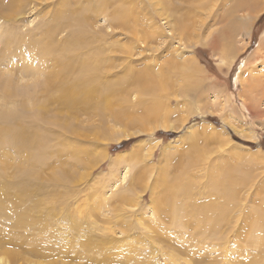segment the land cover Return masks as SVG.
Instances as JSON below:
<instances>
[{
  "label": "rangeland",
  "instance_id": "rangeland-1",
  "mask_svg": "<svg viewBox=\"0 0 264 264\" xmlns=\"http://www.w3.org/2000/svg\"><path fill=\"white\" fill-rule=\"evenodd\" d=\"M255 1L0 0L3 263L264 264Z\"/></svg>",
  "mask_w": 264,
  "mask_h": 264
},
{
  "label": "bare ground",
  "instance_id": "bare-ground-1",
  "mask_svg": "<svg viewBox=\"0 0 264 264\" xmlns=\"http://www.w3.org/2000/svg\"><path fill=\"white\" fill-rule=\"evenodd\" d=\"M261 2V1H260ZM260 2H259V0L258 1H255V2H253V5H259L260 4ZM252 3V2H251ZM245 4L247 5V6H249L248 4H249V1H247V2H245ZM240 6H243L242 4H240ZM252 6V5H251ZM254 7V6H253ZM249 8V7H248ZM252 8V7H251ZM250 8V9H251ZM256 8H257V6H256ZM258 9V8H257ZM227 16V15H226ZM228 16H229V14H228ZM237 26L238 25H236V28H237ZM234 27V26H233ZM229 27H227V29L226 30H224L223 32H221L219 35H217L215 38H214V41H213V44H214V46L216 47V48H221L222 47V49L224 48V46H225V44H228V45H231L232 44V42H230L232 39L231 38H228V37H231L232 36V33H233V31H235V28H233V31H232V27H230L229 29H228ZM236 32V31H235ZM234 35V34H233ZM229 39V41L228 42H226L227 41V39ZM226 39V40H225ZM225 40V41H224ZM65 44V43H64ZM212 44V45H213ZM233 45V44H232ZM231 45V46H232ZM229 48V46H227L226 47V52H227V49ZM231 49H233V47H231ZM224 51V49H223V52H225ZM228 54V53H227ZM226 56V55H225ZM192 61V60H191ZM86 69V68H85ZM48 74V73H47ZM50 74V73H49ZM87 74V73H86ZM85 74V75H86ZM95 75H96V78H97V81H98V79H99V74L96 72V73H94ZM89 75V74H88ZM87 75V76H88ZM45 76H47V75H45ZM91 76H93L94 77V75H91ZM69 77V76H68ZM47 80H50V78L49 77H45ZM55 79H57V77L55 76L54 77ZM54 78H52L51 77V80H54ZM89 78V77H88ZM92 78V77H91ZM67 80H68V78H66ZM67 80H61V84L60 85H58V88L59 89H61V91L64 89L65 90V92L64 93H67L68 91L67 90H69V89H71L72 91H75V92H78V93H83L84 94V92H87V90H88V87L90 88V89H92V90H96L97 88H98V83H93V84H90L85 78H83V77H81V76H79V77H76V78H72L71 76L69 77V80L67 81ZM94 80H95V77H94ZM93 80V81H94ZM128 80H130L129 81V84H130V82H131V80H132V78L131 79H128ZM65 81H66V83H65ZM69 81H71L72 83H69ZM92 81V82H93ZM133 81V80H132ZM95 82H96V80H95ZM105 82H110V81H108V80H105ZM111 83H112V81H111ZM248 83V82H247ZM62 84H65L64 86H62ZM249 84H250V87H248L249 89H251V90H254V89H259L258 88V86L261 84L262 85V83H259L258 85H257V83L255 82L254 84H252V81L251 82H249ZM86 85H89L88 87H85ZM125 87H127V86H125ZM152 85H149V83H148V88H150V89H152ZM85 88V89H84ZM124 88V87H123ZM248 89V90H249ZM154 90V87H153V89L151 90V91H153ZM150 91V92H151ZM254 91H256V90H254ZM263 91V90H262ZM262 91H261V93H262ZM252 92V91H251ZM152 93V92H151ZM256 93H258V91H256ZM263 95H264V93H262ZM28 101V100H27ZM153 104V103H152ZM101 108L103 109L102 110V112L105 114V115H108V114H106V113H108L109 111H110V108L108 107V105H110V103L108 102V103H105V104H103V102H101ZM103 105V106H102ZM113 106V105H112ZM156 106H158V105H155V108L154 107H152V108H154V109H152L151 108V110H148V112H146L141 118H136L135 117V119L136 120H138V122L139 123H142V124H148V126L151 124V123H153V122H155V121H157V123H158V121L162 118H160V116H162L163 115V112H161V110H159V108L157 109V107ZM114 108V107H113ZM150 109V108H149ZM161 109V108H160ZM114 110V109H113ZM112 112V111H111ZM110 113V112H109ZM148 113H149V116H148ZM152 113V115H150ZM110 114H112V113H110ZM125 114V113H124ZM166 114H169V113H166ZM115 117H114V119L115 120H118V121H120L121 123H123V124H125V126H127V125H130L131 123H132V121H131V119H130V116H128V115H122V116H119V115H114ZM134 119V121H136ZM163 120V119H162ZM8 121H10V120H8ZM30 122V121H29ZM29 122H27V124L26 125H23V126H28V125H31V126H36V123H35V121H31L30 123ZM122 124V125H123ZM162 126V125H161ZM158 127H159V125H158ZM169 128V126L168 127H166V129H168ZM130 135V134H128L127 132L124 134V135ZM126 135V136H127ZM221 135H223V134H221ZM119 136V135H118ZM129 137V136H128ZM107 139H113L114 137H106ZM127 138V137H126ZM119 157V156H118ZM247 160V159H246ZM229 166V165H228ZM243 167V166H242ZM231 167L229 166V169H230ZM232 168H234V167H232ZM239 169H241V168H239ZM239 171V170H238ZM237 171V172H238ZM236 173V172H235ZM223 187H224V185L222 184V186H221V190L220 191H223ZM226 192V188L224 189V191H223V194ZM262 215V214H261ZM157 218V217H156ZM251 223V222H250ZM254 224V225H253ZM252 225L253 226H259L260 227V230L258 231V233H264V216L263 217H259V214L255 217V220L253 219V221H252ZM213 226H215V225H213ZM259 239H261V238H258V240ZM262 240H264V239H262ZM2 253H5V251H2ZM2 253L0 252V264H5V263H3V261H2V259H1V257H3V256H1L2 255Z\"/></svg>",
  "mask_w": 264,
  "mask_h": 264
}]
</instances>
